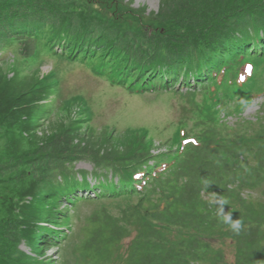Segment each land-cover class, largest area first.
<instances>
[{
  "label": "trees",
  "instance_id": "1",
  "mask_svg": "<svg viewBox=\"0 0 264 264\" xmlns=\"http://www.w3.org/2000/svg\"><path fill=\"white\" fill-rule=\"evenodd\" d=\"M97 1L110 17L95 10ZM115 1L137 19L145 15L130 0H0V52L15 42L19 56L35 62L41 42L52 54L93 62L97 75L130 92L184 85L215 95L236 86L264 51V0H160L148 28L113 18L106 3ZM13 79L0 77V264H48L38 255L67 217L57 203L77 202V189L128 202L117 214L103 207L86 219L75 264H264V190L251 193L264 185V115L244 119L240 132H222L215 117L190 131L179 126L174 151L162 154L152 153L147 131L113 148L106 133H82V117L36 142L31 131L51 85L39 80L15 93ZM78 102L80 115L88 113ZM82 158L99 169L95 183L74 174ZM221 196L244 222L239 234L216 215ZM213 238L229 241L232 263Z\"/></svg>",
  "mask_w": 264,
  "mask_h": 264
},
{
  "label": "rangeland",
  "instance_id": "2",
  "mask_svg": "<svg viewBox=\"0 0 264 264\" xmlns=\"http://www.w3.org/2000/svg\"><path fill=\"white\" fill-rule=\"evenodd\" d=\"M130 2L132 4L129 7L133 10L142 7L146 9L145 15L137 19L125 4L116 1L106 4L109 10H113V18L126 24H135V26L138 24L143 26L141 28H148L152 21L146 15L158 11L160 0H130ZM93 4L97 12L110 17V14L100 7L105 5L103 1ZM36 49L38 58L35 62L21 58L18 54V44L15 42L9 43L0 52V77L14 78L12 81L15 86L12 87L10 84L11 91L17 88L14 91L17 93L31 87L39 80H43L45 85H51V93H48L41 102L45 114L35 122L31 131L35 135L36 142L46 139L55 131L75 122L76 118L82 117L85 120L80 122L81 132L87 131L95 139H101L106 133L108 144L113 148L122 149L126 141L147 131V138L153 140L152 153L162 154L174 151L172 136L179 126H183L185 131L188 129L190 131L200 119L209 123V119L215 117L222 132H240L242 126H246L243 124L244 119L254 121L258 115H264V89L262 92H251L264 87V51L257 62L254 60V64L249 65L251 72L248 71L249 66H246L245 70L248 73L243 79L238 80L236 86L231 89H226V86L219 87L215 95H212L206 87L184 85L176 91L172 89L158 92H130L127 87L116 84L106 75H97L93 70V62L72 61L58 52L52 54L41 42H37ZM50 73L53 74L52 77L48 76ZM255 74L257 78L253 79ZM252 79V85L248 83L246 87L248 90L241 93L244 82ZM79 96L85 100L88 109V113L83 115H80L78 108ZM23 135L26 136V133ZM73 167L78 179H81L82 174L85 173L86 180L90 184L95 183V173L99 172V169L94 167L92 161L82 158L76 161ZM86 190L77 189L75 194L78 195V201L73 204H70L69 198H63L57 203L62 215L67 217L60 219V225L56 228L57 237L53 236L51 243L45 244L41 254L38 255L47 263L75 264L79 255L74 249L82 237L86 219L103 207L117 214L128 202L119 201V198L102 200L98 199V196L86 198L92 196L91 192ZM263 190L264 185L251 193L258 198L261 197ZM128 241L129 237L123 239L120 253L124 251ZM210 242L215 247H221L226 261L232 263L233 248L228 240L213 238ZM20 248L30 255H35L31 246L25 242Z\"/></svg>",
  "mask_w": 264,
  "mask_h": 264
},
{
  "label": "clouds",
  "instance_id": "3",
  "mask_svg": "<svg viewBox=\"0 0 264 264\" xmlns=\"http://www.w3.org/2000/svg\"><path fill=\"white\" fill-rule=\"evenodd\" d=\"M79 190V189H78ZM210 205L216 204L215 194L209 200ZM228 201L224 197H220L219 205L217 206L216 215L218 216L220 222L228 227L229 230L234 232L235 234H239L244 227V222L240 218H233V213L226 212L225 206L227 205Z\"/></svg>",
  "mask_w": 264,
  "mask_h": 264
},
{
  "label": "snow or ice",
  "instance_id": "4",
  "mask_svg": "<svg viewBox=\"0 0 264 264\" xmlns=\"http://www.w3.org/2000/svg\"><path fill=\"white\" fill-rule=\"evenodd\" d=\"M248 71L251 72V67L249 66Z\"/></svg>",
  "mask_w": 264,
  "mask_h": 264
}]
</instances>
